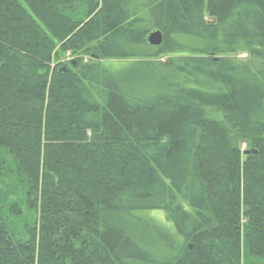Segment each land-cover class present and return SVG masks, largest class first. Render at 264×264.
Listing matches in <instances>:
<instances>
[{"label":"trees","instance_id":"trees-1","mask_svg":"<svg viewBox=\"0 0 264 264\" xmlns=\"http://www.w3.org/2000/svg\"><path fill=\"white\" fill-rule=\"evenodd\" d=\"M260 261L264 0H0V264Z\"/></svg>","mask_w":264,"mask_h":264},{"label":"rangeland","instance_id":"rangeland-1","mask_svg":"<svg viewBox=\"0 0 264 264\" xmlns=\"http://www.w3.org/2000/svg\"><path fill=\"white\" fill-rule=\"evenodd\" d=\"M58 51V50H56ZM60 56V57H59ZM57 56L54 60H53V63H52V67H58L59 69H64L65 67L67 68H71L73 67V62H74V65L77 63V60L81 62L83 61L84 63H88L91 61V57L89 56H83V55H73L71 54V52H67L65 55L60 53V55ZM238 59L239 60H242V61H247L249 59V56L246 55V54H240L238 55ZM105 64V66L109 67L110 69H121L123 68L124 66H126V64H128V61H125V60H107V61H104L103 62ZM234 144H235V147H237L238 149H240L244 155V153L246 151H249L251 150V148L249 147V144L245 141H242L240 139L238 140H235L234 139ZM20 198L22 197L23 198V194H19ZM19 198V199H20ZM17 198L13 197L12 199H10V201L14 200ZM15 201V200H14ZM24 217L26 220H31L34 218L33 217V211H29L27 209H24ZM155 218L157 220H159L160 222H164V223H169V217L167 214L161 212V213H156L154 214ZM255 264H264V261H260L258 263H255Z\"/></svg>","mask_w":264,"mask_h":264},{"label":"water","instance_id":"water-1","mask_svg":"<svg viewBox=\"0 0 264 264\" xmlns=\"http://www.w3.org/2000/svg\"><path fill=\"white\" fill-rule=\"evenodd\" d=\"M149 45L154 46V47H160L163 44V36L162 33L160 31H153L152 33H150V35L148 36L147 39ZM95 60H99V57L94 56ZM74 65V62H73ZM61 72L66 73L67 69L64 68L61 70ZM250 152H246L245 154L248 155Z\"/></svg>","mask_w":264,"mask_h":264}]
</instances>
